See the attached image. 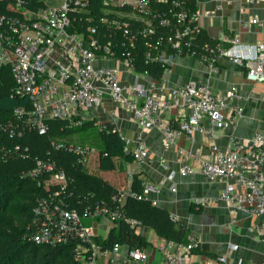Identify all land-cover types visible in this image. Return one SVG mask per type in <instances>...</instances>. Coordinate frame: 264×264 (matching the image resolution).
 <instances>
[{
  "label": "built area",
  "instance_id": "built-area-1",
  "mask_svg": "<svg viewBox=\"0 0 264 264\" xmlns=\"http://www.w3.org/2000/svg\"><path fill=\"white\" fill-rule=\"evenodd\" d=\"M170 3L169 15L157 16L159 25L167 27L165 35H157L146 41V61L164 62L158 50L163 45L179 54L189 50L190 43L199 32L198 17L203 14L212 15L209 10H189L184 5V0H101V4L107 8L114 3L130 4L135 18L146 19L154 16L151 12V2ZM248 4H254L261 0H245ZM19 3V0H17ZM89 0H64L60 7L47 6L37 11L28 13L24 18L6 21L4 28L3 15L0 16V66L6 64L14 79L13 94L16 97H25L30 107L16 108L14 115L30 128L37 130L39 134L47 131L48 119L67 120L71 127L82 126L87 120L89 112L99 108L106 96L114 104L123 107L133 118L140 130L155 128L162 136V147L167 150L171 147L182 163L179 174H193L200 172L209 179L222 178L226 184L221 193L215 198L199 195L191 200L195 208L209 206L216 201L228 203L237 210H243L257 216H264V133L256 131L246 141L230 134L226 150L211 142L210 153L202 155L199 152L187 151L179 146V140L185 136L192 139L195 132L199 131L208 139L213 138L214 128L222 129L225 123V114L237 119L242 113V108L233 100L236 97V88L233 87L227 94L216 95L213 93L207 79L196 80L185 85L174 86L163 94L153 92L154 83L148 86L134 81L131 85L121 82L120 69L117 66L97 64L107 57L133 68V59L130 48L136 39V33L129 28V24L119 20L100 18V21L113 28H122L125 37L118 56L112 49L111 43H101L92 36L95 29L87 27L88 34L72 29V20L69 12L87 8ZM133 17V16H132ZM260 17L252 15L249 20L242 22V28L249 30L251 25L262 24ZM141 30V34L151 36L156 30L149 23ZM208 54H200L198 59L205 62L212 70H217L214 61L217 58H225L230 61L245 65V78L255 84L264 83V40L257 43L240 41L238 35L223 34L220 41L209 48ZM164 52V51H163ZM161 52V54H163ZM55 54H60L65 62L55 60L50 66L49 59ZM165 63V62H164ZM165 71H169L167 65ZM187 109L188 114L175 125L170 121V112L173 109ZM89 119V118H88ZM208 121V126L205 124ZM105 129V125H102ZM111 131H115L114 128ZM19 134V133H18ZM140 138V135L137 136ZM56 148L71 151L82 162L87 159L88 150L78 145H66L63 143L52 144ZM127 154H131L133 162L143 163L148 154L141 145L123 147ZM159 162H163L162 159ZM191 162L192 164H190ZM48 173L49 177L43 181L46 188L58 185V191H63L67 186V179L63 171L54 167V162L49 157L38 159L34 167L25 173V176L37 178L38 175ZM175 172L170 171L166 179L172 181ZM133 174L127 175L131 183ZM238 186V187H237ZM243 187V190L239 189ZM160 183L143 180L139 191L130 190L129 187L120 192L121 200L128 195L139 200H147L152 205L157 204L155 195L159 193ZM174 191V186H170ZM155 194V195H154ZM121 204V203H120ZM118 206L111 208L95 206L86 214L79 215L75 210H68L60 198L54 201L40 198L33 209L36 226L32 240L39 243H47L54 246L57 243L66 242L68 239H76L74 251L75 259L81 264H146L148 253L146 250L135 247L128 248L124 257H121L122 246L119 243L102 245L97 240V232L90 224L83 225L82 219L104 216L111 223L124 220L130 228L140 225V221L125 216ZM174 220L176 217L172 216ZM261 237L264 240V219L257 224ZM104 240V239H103ZM161 256V264H186L189 253L197 246L191 237L184 242L161 238L157 244ZM235 247V245H234ZM218 261L222 264L232 263L225 256L219 255Z\"/></svg>",
  "mask_w": 264,
  "mask_h": 264
},
{
  "label": "crops",
  "instance_id": "crops-1",
  "mask_svg": "<svg viewBox=\"0 0 264 264\" xmlns=\"http://www.w3.org/2000/svg\"><path fill=\"white\" fill-rule=\"evenodd\" d=\"M130 1V0H126ZM199 10H209L210 17L199 15L198 26L210 40L220 41L223 34L238 35L240 41L257 43L264 40V0L254 4H248L245 0H196ZM130 7V6H129ZM128 7V8H129ZM131 8V7H130ZM29 11H24L28 15ZM123 13V12H122ZM119 13L120 16L126 17ZM252 15L260 17L262 24L251 25L249 30L242 28V22L249 20ZM169 71L163 72L160 79H153L146 73L137 72L124 64L111 58L100 60L97 64H105L120 69L121 82L131 85L137 81L148 86L153 82L155 94L161 95L174 86L188 84L196 78L207 79L214 94H227L233 87L236 88L233 102L242 108V115L231 118L225 114V123L222 129L214 128L213 138L208 139L197 131L192 139L182 136L179 146L187 151L208 155L209 145L217 144L221 150H226L230 134L246 141L256 131L264 133V83L255 84L245 78L246 66L234 63L229 59L217 58L214 65L217 70H212L205 63L192 54L166 53ZM55 60L65 62L60 54L50 57L49 65ZM101 106L87 114V120H93L94 125L100 122L111 125L115 132L128 147L141 145L147 151V158L141 164L125 161L122 157L114 159L116 168L110 171L100 170L92 172L112 183L120 192L130 186L127 175L132 173L142 182L143 180L160 183L158 194H154L157 204L174 217L179 227L183 228L186 237H191L197 246L189 253L186 264H222L217 257L223 255L230 262L242 264H264V240L261 237L257 224L264 216H257L237 210L223 201H216L209 206L195 208L191 200L199 195L215 198L223 190L226 180L222 178L209 179L200 172L193 174H179L178 169L182 165L176 149L171 147L164 150L162 136L155 128L140 130L130 114L120 105L114 104L108 97L103 98ZM187 109H173L170 112V121L175 125L188 114ZM208 126V121H204ZM83 133V132H80ZM98 132H96L97 134ZM98 135L97 146H100ZM140 135L138 139L137 136ZM92 150V149H91ZM97 158L99 150L97 149ZM162 159L163 162H159ZM98 161V159H97ZM192 164L191 162H189ZM98 165V162H97ZM264 168V167H263ZM175 172L172 181L167 180V174ZM101 173H104L101 175ZM132 181V180H131ZM170 186L175 190L171 191ZM238 187V186H237ZM243 190L242 186H239ZM95 220V221H94ZM87 224L93 226L97 237L104 239L109 233L113 223L106 218H85ZM94 221V222H92ZM135 231L145 237L148 247L146 264H161V256L158 250L159 237L154 229L137 225ZM235 245V247H234ZM122 246L121 257H124L128 247ZM127 264H130L127 262Z\"/></svg>",
  "mask_w": 264,
  "mask_h": 264
},
{
  "label": "trees",
  "instance_id": "trees-1",
  "mask_svg": "<svg viewBox=\"0 0 264 264\" xmlns=\"http://www.w3.org/2000/svg\"><path fill=\"white\" fill-rule=\"evenodd\" d=\"M186 7L194 9V0H184ZM0 0V16L3 15L4 28L6 21L24 18V11H37L47 7L45 0ZM89 6L81 11H70L72 29L85 35L87 27L95 29L93 37L101 43H111V49L121 56L122 42L126 41L122 35V28H113L100 21V18L112 19L117 17L129 24V28L136 33L133 46L129 49L133 59V68L137 72L146 73L153 79H160L163 75L166 63L160 61H146V41L157 35H165L167 27L159 25L162 15H169L170 3L151 2L150 8L154 16L146 19L122 17L114 11H108L101 4V0H89ZM129 7V6H128ZM127 6L117 7V12H127ZM171 8V9H170ZM149 23L156 30L152 36H143L141 30ZM217 41L210 40L201 30L190 43L189 50L194 56L207 55L206 48L211 47ZM166 53H172L168 45H163ZM14 79L9 66H0V264H81L75 259V246L79 244L76 239H68L66 242L57 243L54 246L47 243H35L32 235L36 230L33 209L38 199L46 198L54 201L60 198L64 207L75 210L79 215H84L95 206L106 205L114 208L120 204L117 201L119 190L105 178L90 172L85 166L76 163V155L62 148H55L52 143L58 137L69 135L70 132H83L84 129L94 125L93 120H85L82 126L71 127L67 120L48 119L47 131L39 134L37 130L30 128L23 122V117L14 115L16 108L24 107L27 110L30 103L25 97H16L13 94ZM112 126L107 124L106 129L98 132L100 139L98 165L100 170L110 171L116 168L114 159L122 157L125 161H132L130 154L124 153L123 140L119 133L111 131ZM9 130L13 134L9 135ZM19 133V134H18ZM49 157L54 162L56 170H62L67 179V186L63 191H58V185L45 188L43 181L49 174H40L37 178L25 176L32 169L37 159ZM142 181L136 175L133 176L129 186L130 190L139 191ZM120 209L125 216L137 219L142 226L154 229L159 237L166 240L184 242L185 230L179 227L172 219L170 212L152 205L147 200H139L136 197L124 196ZM106 238L97 240L102 245H111L116 242L127 245L128 248L148 247L144 236L130 228L124 220L113 222Z\"/></svg>",
  "mask_w": 264,
  "mask_h": 264
},
{
  "label": "rangeland",
  "instance_id": "rangeland-1",
  "mask_svg": "<svg viewBox=\"0 0 264 264\" xmlns=\"http://www.w3.org/2000/svg\"><path fill=\"white\" fill-rule=\"evenodd\" d=\"M64 0H45V3L47 4V6H52V7H55V8H58L60 7V5L63 3ZM121 1V0H120ZM122 1H125V0H122ZM128 2V1H127ZM127 2H124V3H114L112 6H109L108 7V11H114L116 12V14H119L120 12H117L115 8H117L118 6L121 7V6H130V4H128ZM195 4L197 3L196 0H194ZM17 5L18 2H17ZM115 7V8H114ZM189 10H194V9H199L197 8V5L194 7V9L192 8H189L187 7ZM30 13V12H28ZM33 13V12H32ZM122 13V12H121ZM124 16H126L127 18H130V16L132 17H136L135 14L133 13V11L131 10V8H129V10L127 12H123L122 13ZM198 22V21H197ZM83 34V33H82ZM83 37H85V35L83 34ZM86 38V37H85ZM147 46V45H146ZM160 55L162 57H165L166 55V51L163 50V48L161 50H158ZM164 51V52H163ZM161 52H163V54H161ZM172 53H175V52H172ZM180 54H190L186 51L183 50V52H181ZM110 57H107L105 59H108ZM111 59H113L115 61V58L114 57H111ZM104 60V59H103ZM164 62L166 63L167 65V61L166 59L164 58ZM16 116V115H15ZM17 117V116H16ZM102 125H105V127H107V125L103 122H100V123H97L95 125H93L92 127L90 128H86L84 129L83 133H80V132H70L69 135H65L64 138L63 137H58L57 140H54L53 142L54 143H63V144H66V145H78V146H81L83 148H86L88 150V153L86 154L87 155V159L86 160H83L82 162L78 161L77 160V156L76 155V163L77 164H80V165H83L85 166V168H87L89 171H92V172H95V173H98L99 174V171H98V166H97V144H99L98 142V133L96 134V132H99L101 131V127ZM106 129V128H105ZM9 135H12L13 134V130H9ZM53 144V143H52ZM126 143L124 142L123 146L125 145ZM128 146V145H127ZM56 148V147H55ZM92 149V150H91ZM123 149V148H122ZM124 150V149H123ZM124 153H126L124 151ZM127 154V153H126ZM131 155V154H130ZM46 159V158H44ZM38 160V159H37ZM37 162V161H36ZM35 162V164H36ZM34 167V166H33ZM32 167V168H33ZM58 171H62V170H58ZM43 174H46V173H43ZM104 174V173H101V175ZM45 187V185H44ZM46 188V187H45ZM48 189V188H47ZM120 196V191L118 193V196L117 198H119ZM126 196V195H124ZM122 197L121 200H117L118 202H122L124 200L125 197ZM128 196V195H127ZM172 216V215H171ZM98 221L105 218L104 216H97L95 217ZM107 219V218H106ZM173 219V218H172ZM108 220V219H107ZM174 220V219H173ZM95 221V220H94ZM92 221V222H94ZM109 221V220H108ZM176 221V220H174ZM110 222V221H109ZM82 223L83 225H87L85 219H82ZM80 243V242H79Z\"/></svg>",
  "mask_w": 264,
  "mask_h": 264
}]
</instances>
